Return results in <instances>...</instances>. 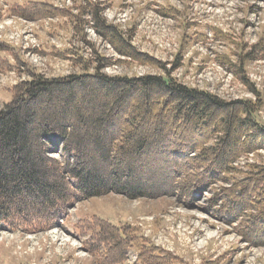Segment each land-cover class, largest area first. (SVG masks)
Masks as SVG:
<instances>
[{
    "label": "rangeland",
    "instance_id": "rangeland-1",
    "mask_svg": "<svg viewBox=\"0 0 264 264\" xmlns=\"http://www.w3.org/2000/svg\"><path fill=\"white\" fill-rule=\"evenodd\" d=\"M94 15L154 63L119 54L97 33ZM0 44L8 51L0 58L11 65L0 74V111L12 101L14 86L29 81L31 73L49 80L92 74L99 59L108 76L169 75L224 102L250 101L264 126V0H0ZM108 96L77 89L73 104L95 114L102 101L113 99ZM160 152L151 151L147 162L142 156L145 162L138 163L133 178L165 182L167 171L157 166ZM263 162L264 149H259L233 166L246 173L248 165ZM233 177L242 175H228L189 204L171 196L130 200L109 194L75 204L47 230L25 233L0 223V264H97L108 249L101 244L96 256L90 255L102 227L95 219L109 225L102 227L109 242L118 238L116 228H123L121 264H141L140 250L152 253L153 247L161 250L153 256L167 254L170 264H264V246L242 239L236 224L217 219V207L209 202Z\"/></svg>",
    "mask_w": 264,
    "mask_h": 264
},
{
    "label": "trees",
    "instance_id": "trees-1",
    "mask_svg": "<svg viewBox=\"0 0 264 264\" xmlns=\"http://www.w3.org/2000/svg\"><path fill=\"white\" fill-rule=\"evenodd\" d=\"M93 17L97 33L119 54L154 63L115 28L100 24L98 15ZM3 52L8 51L0 44ZM95 61L92 74L49 80L30 72L29 81L12 89V101L0 111V223L25 233L47 230L75 204L109 194L130 200L171 196L189 204L235 173L242 178L217 188L209 202L217 207V219L236 224L246 242L264 246V162L248 165L246 173L233 166L241 156L264 149L258 107L250 101L224 102L169 75L108 76L102 73L105 61ZM10 68L0 58V74ZM77 89L113 99L102 101L95 114L86 112L74 107ZM43 103L60 106L48 110ZM91 128L93 133L87 131ZM156 150L161 151L157 166L167 171L166 181L149 184L147 178H133L138 163ZM102 227L91 242L97 250L91 247L90 255L96 256L103 244L108 250L97 264H121L123 228H116L118 238L109 242ZM153 248L152 253L141 249L139 262L168 264L167 254L153 256L161 251Z\"/></svg>",
    "mask_w": 264,
    "mask_h": 264
}]
</instances>
